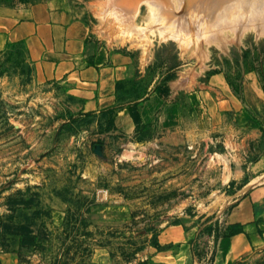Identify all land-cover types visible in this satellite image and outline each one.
<instances>
[{
    "label": "rangeland",
    "instance_id": "1",
    "mask_svg": "<svg viewBox=\"0 0 264 264\" xmlns=\"http://www.w3.org/2000/svg\"><path fill=\"white\" fill-rule=\"evenodd\" d=\"M49 1L0 0V9ZM66 1L72 16L84 22V42L94 53H118L137 67L140 98L209 92L216 76L239 97L254 83L264 98V31L253 20L250 29L243 24L247 19L227 18L235 26L219 22L216 15L228 9L207 12L199 0L186 9L179 8L182 0ZM176 14L187 17L185 24ZM213 18L225 27L213 25ZM178 22L188 32L178 31ZM81 120L62 80L19 49L0 51V248L19 246L30 264H97L92 254L98 249L109 252L110 264H158L146 252L147 238L181 224L198 231L201 244L194 248L205 253L227 211L225 132L189 139L171 159L155 161L123 147L108 150L104 137L84 147L88 128ZM243 136L237 128L233 137L230 131V157L244 155L253 136ZM88 156L106 170L98 193L89 191L81 175ZM240 264H264V253Z\"/></svg>",
    "mask_w": 264,
    "mask_h": 264
},
{
    "label": "crops",
    "instance_id": "2",
    "mask_svg": "<svg viewBox=\"0 0 264 264\" xmlns=\"http://www.w3.org/2000/svg\"><path fill=\"white\" fill-rule=\"evenodd\" d=\"M84 36V22L72 16L66 0H51L27 9H0V51L6 47L19 49L32 62L39 63L41 70L64 82L83 118L81 124L88 128L83 135L84 147L104 137L108 150L123 147L124 153L136 158L144 155L159 161L171 159L172 152L180 147L186 149L189 139L225 132L222 144L226 152L222 153L227 155L222 159L225 158L229 169L224 184L228 189L227 211L218 223L219 235L207 241L206 250L211 255L208 264H240L263 254L262 92L251 83L239 97L216 76L210 79L209 92H189L184 99L177 94L163 97L149 94L140 98L137 67L129 63L130 59L118 53H94L84 42ZM236 128L253 137L248 138L244 155L235 159L229 155L230 150L233 153L234 142L230 149L228 144L230 131L233 137ZM86 159L92 161L83 166L81 175L88 178L89 191L98 193L106 170L94 156ZM84 187H88L86 182ZM151 235V239L147 238L146 252L155 263L197 264L205 254L197 253L201 244L197 240L198 231L181 224ZM195 244L199 247L197 251ZM92 257L97 264L112 261L105 249L94 251ZM0 264L30 262L19 246L13 245L0 248Z\"/></svg>",
    "mask_w": 264,
    "mask_h": 264
},
{
    "label": "bare ground",
    "instance_id": "3",
    "mask_svg": "<svg viewBox=\"0 0 264 264\" xmlns=\"http://www.w3.org/2000/svg\"><path fill=\"white\" fill-rule=\"evenodd\" d=\"M194 1H196V0H182L181 1V3H180V5H179V8L180 7H184V9H186V8H188V6H190L191 4H195L194 3ZM199 1H201V2H199L201 5H202V7H204L205 6V8H204V10L205 11H210V12H213V11H217V9L218 10H221V9H224L225 10V8L226 9H232L231 11H232V13H229V14H227L226 12L228 11H223L222 12V14H220V16L219 15H216V16H218V17H216V18H219V20L218 19H216L215 20V18H213L214 19V21L212 20H210L211 22H214V23H212L213 25H216V24H218L219 22H225L226 20H228L227 18H229L230 20L231 19H237V21L239 20V19H243L244 21L247 19V21L246 22H243V24H245L246 23V25H247V23H249L250 25H252L251 24V21L253 20V21H255V23L252 21V23L253 24H256V25H258V27L260 28V30L262 31H264V0H259L258 2H253V3H251L252 1L251 0H237L238 2H236V1H233V0H199ZM236 2V3H235ZM198 3V4H199ZM208 5V6H207ZM152 6V5H151ZM153 8H155L154 6H153ZM153 8H152V10H153ZM165 8V7H164ZM234 8V9H233ZM157 9V8H156ZM202 9V8H201ZM181 10V9H180ZM157 11V10H156ZM154 12V11H153ZM165 13V12H164ZM166 13H167V11H166ZM166 13H165V15H166ZM224 13V14H223ZM181 14V13H180ZM188 14V13H187ZM163 15V14H162ZM168 15V14H167ZM169 15H170V13H169ZM173 15V14H172ZM182 15V14H181ZM229 15H231V17L232 18H230V16ZM175 16V15H174ZM189 16V15H188ZM225 16V17H224ZM229 16V17H228ZM172 17V16H171ZM176 17H177V14H176ZM176 17H174L175 18V20H176ZM183 17H184V15H183ZM182 16H180V17H177L178 18V20H180L181 18L182 19H184ZM190 17H191V15H190ZM212 17V16H211ZM174 18H171V19H174ZM180 18V19H179ZM208 18H210V17H208ZM226 18V19H225ZM168 19H169V17H168ZM187 19V17L182 21V22H184L183 24H185V20ZM224 19V20H223ZM174 20V21H175ZM178 20H176V21H178ZM202 20V19H201ZM208 20V19H207ZM222 20V21H221ZM229 20V21H230ZM240 20V21H241ZM251 20V21H250ZM181 21V20H180ZM179 21V22H180ZM188 21V20H187ZM186 21V23L188 24V22ZM200 20H198V22H199ZM216 21H219V22H217L216 24H215V22ZM234 21V20H233ZM249 21V22H248ZM178 22V26H179V28L181 27L182 28V26H181V24ZM190 22H192V21H190ZM197 22V23H198ZM209 22V21H208ZM228 22V21H227ZM227 22H225V23H227ZM232 21H230L229 23H231ZM239 22V21H238ZM175 23V22H174ZM224 23V24H225ZM229 23H227V24H229ZM233 23V25L235 26V21L234 22H232ZM176 24H177V22H176ZM176 24H174V25H176ZM182 24V25H183ZM186 24V25H187ZM201 24V23H200ZM211 24V23H210ZM221 24H223V23H220V25ZM223 24V25H224ZM226 24V25H227ZM237 24V23H236ZM240 23H238V25H239ZM185 25V26H186ZM190 26L192 25V23L191 24H189ZM205 25V24H204ZM207 25V24H206ZM209 25V24H208ZM219 25V24H218ZM217 25V27H219ZM184 26V25H183ZM184 26V27H185ZM227 26H230V25H227ZM240 26V25H239ZM241 26H242V23H241ZM245 26V25H244ZM177 27V26H176ZM175 27V28H176ZM187 27H188V25H187ZM214 28H215V26H213ZM224 27H225V25H224ZM254 27H256V26H254ZM186 28V27H185ZM219 28H221V27H219ZM227 28V27H226ZM230 28H232V26H230ZM244 28V27H243ZM247 28H248V25H247ZM247 28H244V30L243 31H245V29H247ZM251 28V27H250ZM250 28H248V29H250ZM257 28V27H256ZM187 30H188V28H186ZM185 29V31L183 30V28L182 29H178V31L179 30H181L180 32L181 33H183L182 32V30L184 31V32H186L187 30ZM191 29V28H190ZM193 29V28H192ZM217 29V28H216ZM222 29V28H221ZM228 29V28H227ZM218 30V29H217ZM231 30V29H230ZM235 30H236V28H235ZM234 30V31H235ZM239 30V29H238ZM240 30H241V28H240ZM258 30V29H257ZM257 30H255V31H257ZM259 30V31H260ZM219 32H220V29L218 30ZM233 31V32H234ZM242 31V32H243ZM254 31V30H253ZM188 32V31H187ZM241 32V33H242ZM177 33V32H176ZM190 33V32H189ZM189 33H188V35H189ZM235 33H236V31H235ZM256 33V32H255ZM257 33H258V31H257ZM256 33V34H257ZM163 34V33H162ZM185 34V33H184ZM184 34H182V35H184ZM220 34V33H219ZM239 34V33H238ZM260 34V33H259ZM258 34V35H259ZM160 35V34H159ZM167 35V34H166ZM177 36H179V34L177 33L176 34ZM181 34H180V37L182 36ZM197 35V34H196ZM261 35V34H260ZM161 36V35H160ZM159 36V37H160ZM164 36H165V34H164ZM169 36H171L170 35V33H169ZM186 36V35H185ZM200 36V35H199ZM208 36V35H207ZM210 36V35H209ZM264 36V35H263ZM162 37V36H161ZM160 37V38H161ZM175 37V36H174ZM183 37V36H182ZM197 37V36H196ZM202 37H203V35H202ZM205 37V36H204ZM159 38V39H160ZM168 38V37H167ZM179 38V37H178ZM209 39H210V37H208ZM220 38V37H219ZM218 38V39H219ZM172 39H174V38H172ZM182 39V38H181ZM190 39V38H189ZM214 39V38H213ZM213 39H211V40H213ZM162 41H163V39H161ZM183 40H185V39H183ZM186 40H187V38H186ZM202 40H204V38H202ZM201 40V41H202ZM164 41H165V39H164ZM177 41H179V43H180V40H177ZM201 41H199V42H201ZM209 41V40H208ZM207 41V42H208ZM182 43H183V41H181ZM187 42V41H186ZM205 42V41H204ZM216 42V41H215ZM222 42V41H221ZM202 43V42H201ZM210 43H212L211 41H210ZM219 43H220V40H219ZM181 44V43H180ZM224 44V43H223ZM179 45V44H178Z\"/></svg>",
    "mask_w": 264,
    "mask_h": 264
},
{
    "label": "built area",
    "instance_id": "4",
    "mask_svg": "<svg viewBox=\"0 0 264 264\" xmlns=\"http://www.w3.org/2000/svg\"><path fill=\"white\" fill-rule=\"evenodd\" d=\"M210 259H211V255L209 252L206 251L197 264H208L210 262Z\"/></svg>",
    "mask_w": 264,
    "mask_h": 264
}]
</instances>
